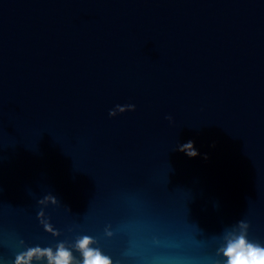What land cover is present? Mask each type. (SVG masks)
<instances>
[{"label": "water", "instance_id": "1", "mask_svg": "<svg viewBox=\"0 0 264 264\" xmlns=\"http://www.w3.org/2000/svg\"><path fill=\"white\" fill-rule=\"evenodd\" d=\"M85 240L109 264L264 246V0H0V264Z\"/></svg>", "mask_w": 264, "mask_h": 264}, {"label": "clouds", "instance_id": "2", "mask_svg": "<svg viewBox=\"0 0 264 264\" xmlns=\"http://www.w3.org/2000/svg\"><path fill=\"white\" fill-rule=\"evenodd\" d=\"M128 109H133V105L127 106ZM114 114V113H110ZM191 149L192 142L189 141L187 145L181 150ZM188 156L193 157L197 155L194 150L187 151ZM89 241L85 240L82 245V250L86 253L85 264H109L107 259L102 258L94 251H89ZM227 257V264H264V246L258 244L247 243L243 240L231 243L225 253ZM60 264H67L68 253L61 249L59 252Z\"/></svg>", "mask_w": 264, "mask_h": 264}]
</instances>
